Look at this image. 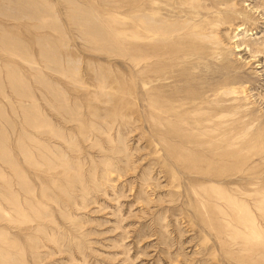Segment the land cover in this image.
<instances>
[{"label": "rangeland", "instance_id": "rangeland-1", "mask_svg": "<svg viewBox=\"0 0 264 264\" xmlns=\"http://www.w3.org/2000/svg\"><path fill=\"white\" fill-rule=\"evenodd\" d=\"M142 4L0 0V264H264V0H238L234 21L187 37L201 54L176 64L152 116ZM239 115L242 177L203 144ZM221 196L249 209L253 242Z\"/></svg>", "mask_w": 264, "mask_h": 264}, {"label": "bare ground", "instance_id": "bare-ground-1", "mask_svg": "<svg viewBox=\"0 0 264 264\" xmlns=\"http://www.w3.org/2000/svg\"><path fill=\"white\" fill-rule=\"evenodd\" d=\"M142 1H143V4L141 5V7H142L141 11H143L144 15H146V17L148 18V21L145 22L147 27H146V30L143 32L144 33L143 37L145 39L143 41H145V42L143 43V45L142 44L139 45V46L142 45L140 49L143 51V60L145 61V64L143 66H144V70H146L145 76L143 79V83H144L143 85L144 86H143L142 91H141V97H142V99L146 100L148 105H149L148 106L149 108L145 109L147 116H152L153 110L150 109L151 108L150 104L156 105V107L160 106L161 110H159V109L158 110L156 109V110L161 112V111H163V109H162V105L164 103L163 101H165V99H167V101H170L172 99L171 95L166 97V94L164 93L165 95H163V93L161 91H163V89L166 86V84H165L166 80L176 79V77L178 75V73H177L178 71L175 69L176 64L178 62H180L181 60L183 62L188 61L192 55H193V57H198L201 54L202 46H200V44L197 46V43L195 45V42L192 43L193 40H191V39H188V41H186L187 37H190V36H202L203 37L206 35V30L208 29L207 27H210L211 30L213 31L216 24H219L221 22L222 23L223 22H229L230 23V22L234 21L233 14H237L240 11L236 8L238 6V0H142ZM202 1H205V2L208 1L209 3L208 4H201ZM201 9L214 10V12H216L218 15L216 17H213L210 14H208L205 17V16H203L204 13H202ZM227 10L230 11L232 14L225 13L223 16H220V14H222L223 12H226ZM254 12H257V11H254ZM139 13H140V10H139ZM241 13H242V11H241ZM251 14H253V13H249L246 16H244L243 14L242 15L245 17V19L247 21L250 22V20L252 19ZM166 18H168V19H166ZM236 18H238V17L236 16ZM159 21H161L163 23L165 22L167 24L168 28L164 27V24H162V23L158 24L157 22H159ZM189 21L192 23L189 24V26H187V22H189ZM151 22L156 23V25L148 24ZM133 23H135V21H133ZM135 24H137V23H135ZM160 25H163V26H160ZM241 30L242 29L240 28V26H238L237 31H241ZM181 41L187 42V43L183 44ZM245 41H244V43L248 44ZM179 42L182 43L187 48L185 50L183 48H182L183 50H181V49L179 50L178 49ZM193 44L195 45V47H192ZM139 46L135 45V43H130V45H128V47H130V49L133 50L134 52L138 51ZM243 46H244V44H243ZM188 47H190V48H188ZM203 47H205V46H203ZM207 47L208 46H206L205 48H207ZM237 47H238V49L236 51H240V52L245 50L246 48H248L247 54L249 53V57H247V58H250V61L256 62L259 60L258 59V55H260V54H258V53H260L258 51L259 49L257 50V52H258L257 53L256 50H252V48L251 47L249 48L248 45H245V47H242V46H237ZM207 49H209V48H207ZM179 53L182 54L180 56V58L178 56ZM132 54H135V53H132ZM242 58H244V57L242 56ZM138 63H140V62H137V64ZM178 65H179V63H178ZM237 67H235V69ZM239 67H240V65H239ZM136 70H138V69H136ZM237 72H239V71L236 69V73ZM237 74H239V73H237ZM180 75H179V77H180ZM181 77H182V75H181ZM108 87H110V86L108 85L106 88H108ZM103 88H104V83H101L100 84V90ZM105 90H107V89H105ZM132 90H131V92H132ZM111 94H112V92H111ZM130 95H131V93H130ZM190 96L193 99L192 103H195V102L198 104L203 103V100H202L203 97L198 98V97H195L193 95H190ZM138 98H139V96H137V99ZM106 100H108V99H106ZM263 100H264V97H263ZM192 105L194 106V104H192ZM189 109H190V107H189ZM231 111L232 110L223 109L222 112L224 114H227L229 112L231 113ZM218 112L219 113H216V114L223 115L220 111H218ZM97 114H98V112H97ZM216 114H215V116H216ZM213 116H214V114H213ZM211 118L212 117L206 118L205 122L211 121ZM240 119H241V116L239 115L235 121H227V122L222 121V122L217 123L216 126L211 129V131H220L221 136L208 139V140L204 141L203 144L206 145L208 147V149L211 151L216 150V147H218V146H222V150H223L222 155L225 157V159H224L225 166L228 168V170L232 169V173H234L236 175H240V177H242L246 174V170H245L246 162L244 159H240V160L234 159L235 156H239V155H241V153H243L244 150H247V148H246L247 143H244L243 140L240 141V138H241V135H240V133H241V124L240 123H241V121H240ZM236 122H237V124H239V125H236L237 127H235ZM159 124L162 125V123H159ZM149 127L152 130H154V127L152 125ZM158 128H160V127H158ZM207 130H209V129L207 128ZM157 135L160 136L159 134H157ZM167 155H169V154H167ZM153 170H155V169H153ZM111 171L112 170L108 169L106 172H109L108 174H110ZM111 175H112V173H111ZM123 175H125V174H123ZM128 175L129 174H127V176ZM151 175H152V173H151ZM120 176H122V175H120ZM122 177H124V176H122ZM118 178H119V175H118ZM145 179L147 180V182L153 183V181L150 182V180H152L153 177L148 175ZM261 189L262 188L257 187L256 192H259ZM130 191H131V188H130ZM240 194L245 195V197L247 195L244 192H240ZM260 197H261L260 199H254V202L255 203H264V195L260 196ZM219 199L224 201V202H227L230 206H232L230 212L229 211L227 212L230 214V216H232V212H235L237 214V219H238L239 224H240V226L238 225L236 227L238 233L247 236V239H248V237H250L251 242H253L254 239H256V237H259V235H260L259 229L255 225L252 217L251 218L250 217H247V218L243 217V212L245 210H249V209H244L243 203L231 201L230 198H227L226 196H221V197H219Z\"/></svg>", "mask_w": 264, "mask_h": 264}]
</instances>
